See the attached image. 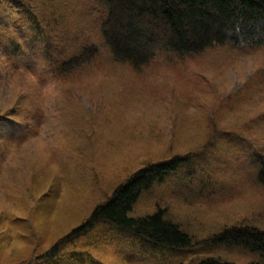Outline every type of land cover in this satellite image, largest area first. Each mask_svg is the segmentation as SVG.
Wrapping results in <instances>:
<instances>
[{
  "label": "rangeland",
  "instance_id": "374dc122",
  "mask_svg": "<svg viewBox=\"0 0 264 264\" xmlns=\"http://www.w3.org/2000/svg\"><path fill=\"white\" fill-rule=\"evenodd\" d=\"M19 1L46 20L53 47L66 38L60 23L72 21L78 41L99 44L94 15L103 12L92 0H70L68 11L65 1L42 0L52 3L41 9V0ZM0 2L23 7L17 0ZM43 35L24 23V39L15 47L18 67L11 70L0 58V128L13 127L0 130V264L37 258L130 173L174 155H185L189 165L152 193L194 240L236 224L264 229V186L255 183L264 162V48L223 44L181 58L159 53L136 70L98 45L96 58L60 75L63 60L46 58ZM48 191L54 198L43 197ZM150 197L140 200L136 214L154 211ZM41 210L50 214H37ZM23 218L29 219L25 226ZM108 236L116 235L100 224L84 237L96 264H196L211 256L202 245L172 253L132 241L102 243ZM65 247L66 262L83 252ZM239 252L224 254L237 264L259 259Z\"/></svg>",
  "mask_w": 264,
  "mask_h": 264
},
{
  "label": "trees",
  "instance_id": "16d2710c",
  "mask_svg": "<svg viewBox=\"0 0 264 264\" xmlns=\"http://www.w3.org/2000/svg\"><path fill=\"white\" fill-rule=\"evenodd\" d=\"M66 0H61L63 2ZM105 10L102 34L109 47V55L115 62L125 63L139 68L161 51L174 54H197L214 44H231L236 48H249L264 45V0H95ZM47 2L40 1L41 9ZM65 6V3H63ZM62 5V6H63ZM8 6L0 2V17L7 12ZM25 22L33 24L42 31L44 18L39 12H33L23 4ZM33 13V14H32ZM11 14V13H9ZM14 15V14H13ZM12 16V15H10ZM47 23V22H46ZM58 24V22H57ZM64 35L67 37L74 27L71 22H61ZM47 25V24H46ZM46 37V35H44ZM64 49L55 47L48 51L50 41H42L48 46L49 54L62 56L63 70L61 75L69 74L96 58L97 51L89 44L76 45L73 53H68L66 39ZM72 40H75L74 38ZM74 53H79L77 56ZM189 165L185 155H174L158 162H149L132 172L127 179L117 185L102 203L97 204L80 223L66 234L59 237L47 251L39 253L35 259L21 264H96L94 255L89 251L90 244L84 237L95 231L102 224L110 228L116 236H108L104 244H127L135 242L148 251L165 249L177 253L189 250L192 246L202 245L211 256L204 257L196 264H237L224 253H239L246 250L256 253L250 264H264V229L249 224H236L223 227L219 232L208 237L194 240L180 225L167 217V207L155 203L152 191L162 185L168 178H173ZM258 182L264 186V165L258 175ZM151 194L150 204L157 205L154 211L136 214V205L145 195ZM55 194L48 191L44 198ZM160 205V206H159ZM146 206H142L144 210ZM44 217L50 212H37ZM20 220V225L26 224ZM47 223L42 222L41 227ZM25 226V225H24ZM23 227L22 229H24ZM30 229L29 227H27ZM35 229L38 230L37 225ZM109 230V229H106ZM39 231V230H38ZM23 232L20 231V233ZM39 243L43 245V241ZM26 240L29 235L22 233ZM29 241V240H28ZM27 241V242H28ZM65 246L82 249L73 252L69 262L63 261ZM158 260L157 257H155ZM261 260V261H260Z\"/></svg>",
  "mask_w": 264,
  "mask_h": 264
}]
</instances>
